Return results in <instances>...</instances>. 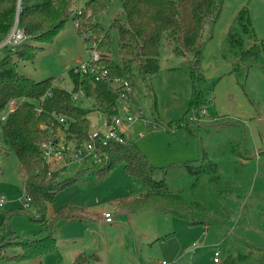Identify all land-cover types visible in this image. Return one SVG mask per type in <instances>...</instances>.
I'll return each mask as SVG.
<instances>
[{
  "label": "rangeland",
  "instance_id": "rangeland-1",
  "mask_svg": "<svg viewBox=\"0 0 264 264\" xmlns=\"http://www.w3.org/2000/svg\"><path fill=\"white\" fill-rule=\"evenodd\" d=\"M86 1L73 0L72 11L86 8ZM217 1L221 11L207 27L211 38H207L202 60L205 80L200 88L205 96L201 109L206 108V114L198 111L193 128L179 125L190 105L193 80L188 58L175 54L164 36L160 70L146 79L136 77L130 97V105L142 111L151 125L136 120L127 134L153 165V178L164 179L188 203L201 204L204 209L197 211L207 223L190 225L184 217L162 208L116 211L113 198L122 194L135 197L145 190L143 181L119 164L104 177L87 171L58 190L49 214L67 204L84 209L79 218L56 223L51 239L54 247L1 264H77L82 253L93 255L89 264H156L160 260L220 264L229 254L264 252V71L253 66L246 79L240 80L230 73V62L222 54L228 30L244 6L257 37L264 40V0ZM121 2L112 0L99 16L105 28L123 17ZM110 33L112 55L119 60V30L111 28ZM88 46L70 16L36 58L19 63L18 70L35 80L53 77L56 85L71 91L70 69L90 58ZM5 52L0 50V57ZM78 103L85 105L86 99L81 97ZM97 110L90 113L92 123L98 121ZM0 143L9 152L8 158H0V196H5V204L0 206V226L4 223L0 232L25 239L42 235L45 224L25 212L15 213L25 203L32 214L37 211L26 198L18 157L1 127ZM206 165L207 171L198 175ZM67 166L59 165L63 176H72L88 164L74 161ZM107 210L113 213L114 222H99ZM10 212L13 214L5 219L4 214ZM215 245L224 252L220 263L214 261ZM20 251L18 247L8 253Z\"/></svg>",
  "mask_w": 264,
  "mask_h": 264
},
{
  "label": "trees",
  "instance_id": "trees-1",
  "mask_svg": "<svg viewBox=\"0 0 264 264\" xmlns=\"http://www.w3.org/2000/svg\"><path fill=\"white\" fill-rule=\"evenodd\" d=\"M112 0H87L83 14L72 11L73 0H0V43L17 24L25 34V39L10 47L0 57V127L8 138L18 157V170L23 181L26 198L37 213L32 214L24 207L15 213L25 212L32 219L45 224L42 235L34 238H20L14 233L4 235L0 232V264L7 260H20L34 256L48 247H54L53 229L60 219L80 217L83 206L62 205L49 214V204L59 189L76 182L87 171L97 177L106 176L117 165L123 164L126 172L140 178L145 186L144 192L132 197L122 194L112 199L116 211L130 209L162 208L184 217L190 225L207 223L197 210L204 207L188 203L172 192L167 183L153 178V165L138 145L126 138L123 142L113 141L101 146L103 160L79 169L72 176H63L61 170L53 169L44 156V143L58 142L60 132L68 139L84 142L88 139L90 113L101 109L108 115L118 114L119 92L111 84L114 77H123L134 85V79H146L160 70L159 56L162 38L167 37L177 55L189 60V71L193 82V95L189 108L179 123L193 128L196 121L191 115H199L205 96L200 83L205 80L202 60L207 38L208 25L218 16L221 5L217 0H122L123 17H117L111 28L119 30V60L112 55V39L109 28L100 21V15L111 5ZM72 16L76 21L81 17L79 32L83 34L88 49L96 50L100 68L106 69L110 80L96 79L90 74L79 73L76 66L70 69L73 82L71 91L55 84L53 77L35 80L18 70L21 62L33 61L43 44L62 29ZM85 33V34H84ZM223 57L230 62V73L238 79H246L251 67L264 71V40H260L252 24L249 10L242 7L230 26ZM83 91L86 104L78 103L73 93ZM18 103L6 119L1 115L7 110L11 100ZM89 106V107H88ZM199 111V113H198ZM62 115L65 121L58 117ZM201 115V114H200ZM68 122V124H67ZM199 123V122H198ZM0 143V158H8ZM204 166L198 175L207 171ZM189 170L193 172L192 165ZM13 212L4 214L7 219ZM4 227V223L1 224ZM21 251L9 254L15 248ZM252 252V251H251ZM237 253L226 256L220 264H264V252ZM93 255L81 254L77 264H88Z\"/></svg>",
  "mask_w": 264,
  "mask_h": 264
},
{
  "label": "built area",
  "instance_id": "built-area-1",
  "mask_svg": "<svg viewBox=\"0 0 264 264\" xmlns=\"http://www.w3.org/2000/svg\"><path fill=\"white\" fill-rule=\"evenodd\" d=\"M85 10H77L78 14H83ZM81 17H79L75 23L80 25ZM85 34V33H84ZM25 34L23 31L17 27L15 24L8 34V36L0 43V48L3 46H15L25 39ZM93 48L89 49L90 58L87 61L80 62L76 66V71L79 73H88L95 76L96 79L106 78L110 80L108 71L106 69L100 68L97 64L99 59V53L97 52L95 46L96 43L92 44ZM111 84L118 90L120 104V112L118 114L108 115L105 111L98 109L97 114L98 121L95 123L90 122L89 125V136L84 142L78 140H70L67 138L64 132H60L59 141L44 143V156L47 163L55 170L60 169L59 165L67 166L74 161H80L84 164H96L103 160V154L101 151V146L107 145L110 142L117 141L123 142L128 138V131L130 130L132 124L136 120H141L145 125H151V122L144 118L142 111H135V109L130 105V97L132 93V85L130 81L123 77H114L110 80ZM74 98L78 99L84 96L83 91L73 93ZM18 100L13 99L9 102L7 110L1 115L2 120L6 119L9 112L13 111L16 107ZM139 112V113H138ZM206 108L200 110V114H206ZM61 121H65L62 115L58 114ZM198 115H191V121H197ZM68 124V122H67ZM183 125V123L181 124ZM153 127H157L154 123ZM139 135L143 136V131H139ZM68 167V166H67ZM5 204V196H0V206ZM27 204H24L26 207ZM103 218L106 222H112L114 220L113 213L104 212ZM214 260L215 262H220V247L219 245L214 246ZM156 264H175L174 262H169L166 260L157 261Z\"/></svg>",
  "mask_w": 264,
  "mask_h": 264
},
{
  "label": "crops",
  "instance_id": "crops-1",
  "mask_svg": "<svg viewBox=\"0 0 264 264\" xmlns=\"http://www.w3.org/2000/svg\"><path fill=\"white\" fill-rule=\"evenodd\" d=\"M108 212H110L109 210H107ZM106 212V211H105ZM104 213V212H103ZM81 214V213H80ZM79 218V217H78ZM103 218V214H102V217H101V220L99 221V222H101V223H103L105 220H104V218ZM74 219H76V218H74ZM69 220H72V219H69ZM106 222V221H105ZM112 222H114V220L112 221ZM112 222H107V223H112ZM204 230H205V235H207L208 234V227H205L204 228ZM194 244V243H193ZM219 247H220V245H219ZM212 248H215L214 246H212ZM213 251H214V249H213ZM222 253H224L223 251L221 252V254ZM82 254H85L86 255V253H82ZM88 256V255H87ZM98 258V257H97ZM215 261V260H214ZM90 263V262H89ZM88 263V264H89ZM217 263V262H216ZM218 263H220V262H218Z\"/></svg>",
  "mask_w": 264,
  "mask_h": 264
}]
</instances>
